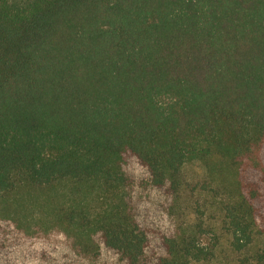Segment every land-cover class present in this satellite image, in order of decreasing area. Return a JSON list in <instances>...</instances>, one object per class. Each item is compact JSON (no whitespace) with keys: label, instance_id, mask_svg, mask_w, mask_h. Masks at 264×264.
<instances>
[{"label":"trees","instance_id":"1","mask_svg":"<svg viewBox=\"0 0 264 264\" xmlns=\"http://www.w3.org/2000/svg\"><path fill=\"white\" fill-rule=\"evenodd\" d=\"M190 162L264 264V0H0V264L211 260Z\"/></svg>","mask_w":264,"mask_h":264},{"label":"rangeland","instance_id":"2","mask_svg":"<svg viewBox=\"0 0 264 264\" xmlns=\"http://www.w3.org/2000/svg\"><path fill=\"white\" fill-rule=\"evenodd\" d=\"M205 171L200 163L190 162L183 168L184 187L181 198V210L178 214L171 215L168 211L170 202H167L166 209H162L153 219L157 226L162 227L167 233H172L175 225L188 218L190 213L197 210L205 212L206 222L215 227L218 226L217 233L222 236L219 244L216 246L215 255L211 260L202 261L196 264H238V259L241 254L235 252L225 237V234L220 230V220L222 213L220 211V197H217L214 192L204 187ZM216 238L213 234L204 236V242L213 246ZM259 246L264 247V238L258 242Z\"/></svg>","mask_w":264,"mask_h":264}]
</instances>
